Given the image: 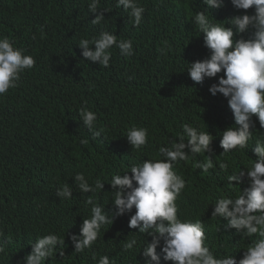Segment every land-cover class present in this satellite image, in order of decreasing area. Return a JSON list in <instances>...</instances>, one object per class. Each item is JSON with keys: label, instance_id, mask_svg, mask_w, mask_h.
Listing matches in <instances>:
<instances>
[{"label": "clouds", "instance_id": "clouds-1", "mask_svg": "<svg viewBox=\"0 0 264 264\" xmlns=\"http://www.w3.org/2000/svg\"><path fill=\"white\" fill-rule=\"evenodd\" d=\"M108 3L113 9L101 7L102 0H87L88 12L95 14L90 24L98 31L76 43L82 61L108 68L113 49L124 58L135 55L133 39L110 30L105 13L112 11L114 16L107 17L121 25L130 23L136 37L165 42L196 32L207 54L184 60L181 72L212 97L220 95L227 101L232 124L214 136L208 125L205 130L197 122H182L183 114L175 115L180 134L156 141L159 147L151 157L145 154L153 143L149 128L128 127L123 136L131 148L128 169L117 168L110 178L75 171L74 186L57 181L54 195L59 200L50 205L80 195L86 197L87 216L82 215L78 227L44 229L19 264H46L58 253L64 257L69 249L75 254L91 252L89 264H132L133 259L138 264H264V0ZM158 51L167 56V49ZM36 65L34 55L9 36H0V98L17 89ZM94 87L90 84L89 91ZM78 116L92 140L103 135L104 126L87 101L78 108ZM79 143L88 145L89 137ZM238 153L251 159L233 167L230 155ZM192 180L209 184L207 196L180 202ZM106 186L110 191L105 192ZM101 194H109L106 203L98 199ZM119 217L123 221H117ZM218 227L226 237L212 232ZM8 243L11 236L0 239V256L7 254ZM96 245L101 253L93 251Z\"/></svg>", "mask_w": 264, "mask_h": 264}, {"label": "trees", "instance_id": "trees-1", "mask_svg": "<svg viewBox=\"0 0 264 264\" xmlns=\"http://www.w3.org/2000/svg\"><path fill=\"white\" fill-rule=\"evenodd\" d=\"M109 1L102 0L101 7L112 8ZM110 15L113 11L105 13L110 30L132 38L135 55L124 58L113 49L110 67L100 68L98 63L82 61L76 45L82 36L91 38L98 31L90 24L95 14L88 12L87 0H0V36L14 39L37 60L21 85L0 98V228L4 232L0 239L11 236L0 264H19L44 229L80 225L82 215L87 216L86 197L50 205L59 200L54 195L57 181L74 186L75 171L110 178L117 168L128 169L131 148L123 137L128 127L149 128L153 143L145 154L151 157L159 147L156 141L163 143L180 134L175 115L183 114L182 122H197L205 130L208 125L214 136L232 124L227 101L220 95L212 97L202 85H194L186 71L181 72L186 61L207 54L198 33L177 34L165 42L136 37L130 23L121 25ZM161 48L167 49V56L158 51ZM90 84L95 85L91 91ZM85 101L104 126L103 135L95 140L79 121L78 108ZM82 137H89L88 145L79 143ZM230 156L233 167L251 159L245 160L243 153ZM206 190L208 183L192 180L180 202L207 196ZM108 197L101 194L98 199L106 203ZM102 250L99 245L93 249ZM89 259L91 252L75 254L69 249L64 257L58 253L46 264H89ZM132 264L138 262L133 259Z\"/></svg>", "mask_w": 264, "mask_h": 264}, {"label": "water", "instance_id": "water-1", "mask_svg": "<svg viewBox=\"0 0 264 264\" xmlns=\"http://www.w3.org/2000/svg\"><path fill=\"white\" fill-rule=\"evenodd\" d=\"M219 228L220 227H218L216 229H213L212 232L215 233V234H217L218 236H220L222 238L226 237V233H223L222 231H218ZM221 241H224V240H221ZM240 255H241V253L238 254V258H239Z\"/></svg>", "mask_w": 264, "mask_h": 264}]
</instances>
